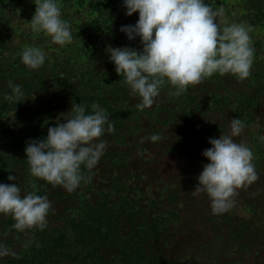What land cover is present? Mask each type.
Here are the masks:
<instances>
[{"label":"trees","instance_id":"16d2710c","mask_svg":"<svg viewBox=\"0 0 264 264\" xmlns=\"http://www.w3.org/2000/svg\"><path fill=\"white\" fill-rule=\"evenodd\" d=\"M224 1L205 3L223 10L218 22L251 26L250 76L239 82L214 74L179 96L165 85L152 107L139 111L140 98L129 95L106 51L109 46L142 51L139 37L129 40L120 31L135 25L133 15L124 11L110 23L99 14L116 0H57L71 29L88 7L98 12L87 21L85 36L75 27L72 42L63 47L31 31L28 22L35 12L16 7L20 0H0V184H18L22 196L35 192L51 204L42 231L17 232L11 216L0 214V244L15 253L0 257V264H210L222 254L228 258L229 243L221 236L233 226L236 209L215 219L207 195L193 191L198 171L209 162L202 155L211 147L209 140L229 134L236 118L252 129L248 147L264 182V0ZM25 46L45 52L39 69L22 63ZM9 82L21 88L24 99L18 104L5 99L11 94ZM72 104L84 105L86 114L98 106L115 130L101 138L107 147L97 165L82 167L85 180L68 192L30 175L25 147L46 139L59 120L65 122L61 117ZM152 135L160 139L152 142ZM169 153L178 154L181 165L173 156L165 158ZM9 175L16 180L9 181ZM172 175L183 183H175ZM181 196L190 199L192 213L183 214ZM253 208L244 205L245 212L257 215ZM207 211L210 217L203 216ZM251 224L256 246L234 249L236 264H264V212Z\"/></svg>","mask_w":264,"mask_h":264},{"label":"clouds","instance_id":"9594fccd","mask_svg":"<svg viewBox=\"0 0 264 264\" xmlns=\"http://www.w3.org/2000/svg\"><path fill=\"white\" fill-rule=\"evenodd\" d=\"M35 13L29 23L34 33H43L50 43L63 47L73 40L71 25L61 18L57 0H34ZM126 16L138 13L134 26H122L129 40L140 38L142 51L130 48L106 49L115 72L123 77L129 95L138 96L137 110L152 107L165 85L179 96L189 87L202 83L214 74L232 75L239 82L250 76L254 59L251 46V26L244 23L218 22L223 10L205 0H124ZM223 24V26H222ZM46 54L39 47L25 46L22 63L30 70L39 69ZM11 94L5 99H24L18 84L9 82ZM86 114L85 106L72 104L54 127H49L46 139L31 141L25 147L30 175L52 186L72 192L104 155L105 133L114 132V124L104 110L93 105ZM244 123L230 121V133L210 139V148L202 155L209 161L203 165L194 194L205 193L210 199L213 215L229 211L235 204L237 190L254 183L258 177L252 163L253 153L245 143H237ZM158 135L150 140L156 142ZM9 181L16 176L9 175ZM51 204L47 196L29 192L21 195L18 184H0V214L11 216L12 227L20 233L32 229L44 230ZM15 255L0 244V257Z\"/></svg>","mask_w":264,"mask_h":264},{"label":"rangeland","instance_id":"374dc122","mask_svg":"<svg viewBox=\"0 0 264 264\" xmlns=\"http://www.w3.org/2000/svg\"><path fill=\"white\" fill-rule=\"evenodd\" d=\"M4 1L12 2L13 0H4ZM95 1H97V0H95ZM221 1H224V0H221ZM225 1H227V0H225ZM98 2H99V0H98ZM14 4L18 8L23 7L24 11L27 13L31 10H32V12L33 11L35 12L34 0H20L19 3L14 2ZM232 8L234 11L233 13H235L236 12L235 8L234 7H232ZM91 9L92 8L88 7V10H86L85 12H83L80 15V19L74 23V27L72 28L74 30L76 27L77 31L79 29H81V31H83V33H81L82 37L85 36V34H86L85 31L87 30V24H86L87 21H92L93 18H95L94 15H96L98 13L97 11H93ZM124 11H126V8L124 7V0H116L115 4H110L108 6L107 10L106 9H105V11L101 10V12H99V14H102L101 16H104L108 20V22L111 23L112 21L118 20L119 17H121V13L123 14ZM138 15H139L138 13L133 14L134 24H136L138 21ZM23 19H25V17ZM227 20H228V22H231V19L227 18ZM169 129H170V124H169ZM229 130H230V127H229ZM251 130L252 129L244 128V130L242 131L240 136L234 137V140L237 143H245L247 146H249L250 145L249 143H251L249 138H252L251 134H250ZM170 156L175 157L178 165H181L182 158L181 159L178 158V154L174 156L173 154L169 153V154H166L165 158L166 157L170 158ZM257 169L260 170L261 172H263L262 168L260 169L258 167ZM202 170L203 169H200V171H198L197 177H195V183H198V177H199L198 175L201 174ZM172 177L175 179V183H183L182 180H180V178H177L175 175H172ZM257 177H258V179L254 183H252L251 185H248L244 188L238 189L237 190L238 194L234 197L235 204L232 207V209H234V210L236 209V214L233 215L236 217V220H234L233 226L230 227L229 229H227L226 233L223 231L224 235L221 236L223 238L225 237V240H228V243H229V245H228L229 250L227 252L228 258H225L226 255L222 254L219 256L218 259L209 260L210 262L209 261L208 262L210 264H236L237 259L239 258V255H238V253L234 254V249H236V251H237L241 245H247L248 243L256 246V242H255L256 234L252 233L256 229H255L254 225L251 224V222L253 219H255V217H258L260 215V213L264 212V182L262 181L261 178H259L260 177L259 175H257ZM189 201H190V199L187 196L185 198H183V196H181V198H180V203L182 205V212L184 215H188V212L192 213L191 207H189V205H187ZM244 205L249 206L252 209H254L253 207H254V205H256V209L258 210V214L257 215H254V214L249 215L247 212L244 211ZM207 207L211 210L210 203L207 205ZM198 213L199 214L201 213L200 209L198 210ZM203 216L204 217H210L209 212L208 211L205 212L203 214ZM217 217H218V215L217 216L215 215V219H218ZM240 231L243 232V235L245 236L243 241L240 240L241 236H242L241 234H239ZM235 232H237V233H235ZM251 233H252V237L248 236ZM203 262L204 261H202L199 264H203Z\"/></svg>","mask_w":264,"mask_h":264}]
</instances>
